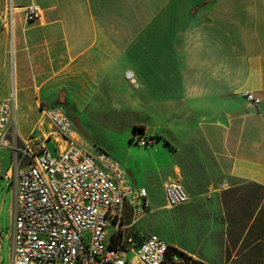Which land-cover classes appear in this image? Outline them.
<instances>
[{
  "label": "crops",
  "instance_id": "1",
  "mask_svg": "<svg viewBox=\"0 0 264 264\" xmlns=\"http://www.w3.org/2000/svg\"><path fill=\"white\" fill-rule=\"evenodd\" d=\"M30 6L41 11L33 21ZM8 9L14 21L12 31L0 23V102L15 94L18 109L22 98L41 114L30 136L18 127L21 140L40 135L43 110L56 105L89 141L96 117L129 124L134 142L136 125L162 141L202 140L206 148L192 153L197 174L184 177L179 166L176 174L192 200H206L204 215L184 207L190 202L168 208L164 188L157 196L146 188L147 216L161 207L160 217L187 225L180 233L193 244L156 235L204 264H225L233 246L254 244L264 264V0H0V13ZM3 178L0 248L13 243L17 204V175ZM125 216L131 220L130 209ZM138 223L124 222L127 241L146 236Z\"/></svg>",
  "mask_w": 264,
  "mask_h": 264
},
{
  "label": "built area",
  "instance_id": "2",
  "mask_svg": "<svg viewBox=\"0 0 264 264\" xmlns=\"http://www.w3.org/2000/svg\"><path fill=\"white\" fill-rule=\"evenodd\" d=\"M41 11L26 10L29 21ZM14 10L0 13V23L13 29ZM127 77L133 82V73ZM245 98L258 106L252 93ZM18 104L13 94L0 102V148L30 157L17 175V204L12 225V264H177L171 260L168 243L156 234L127 236L120 229L126 210L132 224L150 213L152 203L146 188L135 187L127 170L107 153L90 147L76 130L63 106L43 110L41 134H34L23 148H14L19 137ZM48 124L51 131L45 132ZM53 140L57 154L47 142ZM138 144L150 147L138 135ZM19 163V161L17 162ZM7 178H12L8 175ZM168 208L190 202L186 188L176 179L164 185ZM114 232L111 234L110 229ZM131 258V260H130Z\"/></svg>",
  "mask_w": 264,
  "mask_h": 264
},
{
  "label": "rangeland",
  "instance_id": "3",
  "mask_svg": "<svg viewBox=\"0 0 264 264\" xmlns=\"http://www.w3.org/2000/svg\"><path fill=\"white\" fill-rule=\"evenodd\" d=\"M40 115V112L35 107L33 108L29 105L25 108L22 104L21 98L20 108L17 112V122L20 134H23L25 137L30 136V132L36 127V122L40 119ZM93 120L99 122H94V125H88L89 130L95 136L94 141L84 139L88 145L105 153L108 152L104 148L108 149L111 152L112 157H114L115 160L117 158V160L123 164V167L128 171L132 182L134 184L138 183L139 187H145L150 191H153L155 196L159 195L169 179H179V175L176 174L177 166L183 168V170H180V173L184 177L192 173V171L197 174V170H193V168H196V157L195 154L193 155L192 153L199 149L204 150L206 148L205 143L202 140L195 139L188 143H175L174 141H162L159 136L149 138V135H145V132H143L140 136L144 138L145 136H148L146 139H148L151 145L150 147L145 148L143 145L138 144V142H134V138L129 140L128 135L131 132L129 124L110 123L109 121L106 122V120L101 117L93 118ZM45 126L46 132H50V126L48 124ZM135 133L136 139L140 132ZM155 143L161 145V149L159 147L158 149L152 148ZM12 144V147L14 148L19 149L24 147V142L20 138H16ZM47 147L52 155L57 154L56 144L53 140L47 142ZM190 155H193V157ZM30 160V157H23V155L19 158L18 151L9 147L6 148V150L0 151V178H7L8 175H12V177L18 175L19 170L24 168ZM18 161L19 163H17ZM6 184V179L3 178L0 180V187H4ZM224 186H226V184L223 185V187ZM198 192L199 194L204 193V190L196 187L195 193ZM195 200L197 201L196 203ZM190 206L195 207V209H193V207L189 209L199 211L201 215L206 213L205 199L196 197L194 200L191 199L190 203L184 207ZM184 207H181V209ZM160 208L161 207L159 206H155L154 211L150 215L141 218L138 223L140 232L146 235L158 234L164 238V235L166 234L170 238H177L182 244L192 245V238L180 233L181 227L187 225H184L178 220V218L174 219L172 216L168 218L160 217ZM179 209L180 208L174 210ZM124 222L128 225L131 223V220L130 218H127ZM164 230L165 232L162 235ZM205 238L206 237L204 236L199 237L200 240H203V243L200 245L201 252L205 251ZM218 238L220 241L221 236ZM254 247V244H248L246 247L245 245H242L240 248H238L237 245H235V247L233 246L229 250V255L225 260V264H260V255L258 252L253 251ZM11 263L12 245L9 241H5L3 247L0 248V264Z\"/></svg>",
  "mask_w": 264,
  "mask_h": 264
},
{
  "label": "trees",
  "instance_id": "4",
  "mask_svg": "<svg viewBox=\"0 0 264 264\" xmlns=\"http://www.w3.org/2000/svg\"><path fill=\"white\" fill-rule=\"evenodd\" d=\"M143 130H144L143 126H140V125L135 126V132H144ZM168 253L170 255L171 260H173V262H174V259H175V261L176 260H182L181 262H179L177 264H204L200 261H196V260L192 259V257L188 256L186 253H184V252H182V251H180V250H178L172 246H169Z\"/></svg>",
  "mask_w": 264,
  "mask_h": 264
},
{
  "label": "water",
  "instance_id": "5",
  "mask_svg": "<svg viewBox=\"0 0 264 264\" xmlns=\"http://www.w3.org/2000/svg\"><path fill=\"white\" fill-rule=\"evenodd\" d=\"M218 122L222 125H227V118L225 115H221L218 119Z\"/></svg>",
  "mask_w": 264,
  "mask_h": 264
},
{
  "label": "bare ground",
  "instance_id": "6",
  "mask_svg": "<svg viewBox=\"0 0 264 264\" xmlns=\"http://www.w3.org/2000/svg\"><path fill=\"white\" fill-rule=\"evenodd\" d=\"M123 225H124V222H120V229H121V231H124Z\"/></svg>",
  "mask_w": 264,
  "mask_h": 264
}]
</instances>
